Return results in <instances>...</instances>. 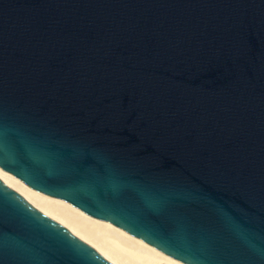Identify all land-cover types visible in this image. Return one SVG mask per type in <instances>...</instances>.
Listing matches in <instances>:
<instances>
[{"label":"water","instance_id":"water-1","mask_svg":"<svg viewBox=\"0 0 264 264\" xmlns=\"http://www.w3.org/2000/svg\"><path fill=\"white\" fill-rule=\"evenodd\" d=\"M0 169L181 264H264V0H0ZM0 264H115L0 181Z\"/></svg>","mask_w":264,"mask_h":264},{"label":"bare ground","instance_id":"bare-ground-1","mask_svg":"<svg viewBox=\"0 0 264 264\" xmlns=\"http://www.w3.org/2000/svg\"><path fill=\"white\" fill-rule=\"evenodd\" d=\"M0 181L31 206L71 228L85 243L104 252L115 264H181L102 224L62 200L48 197L0 169Z\"/></svg>","mask_w":264,"mask_h":264},{"label":"rangeland","instance_id":"rangeland-1","mask_svg":"<svg viewBox=\"0 0 264 264\" xmlns=\"http://www.w3.org/2000/svg\"><path fill=\"white\" fill-rule=\"evenodd\" d=\"M144 262H146L147 264H151V263H149L148 261H145V260H144Z\"/></svg>","mask_w":264,"mask_h":264}]
</instances>
